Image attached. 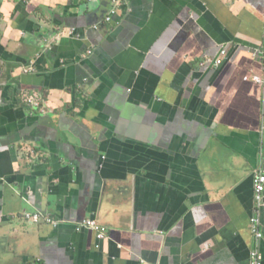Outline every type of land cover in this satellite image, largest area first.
<instances>
[{
	"label": "crops",
	"instance_id": "obj_1",
	"mask_svg": "<svg viewBox=\"0 0 264 264\" xmlns=\"http://www.w3.org/2000/svg\"><path fill=\"white\" fill-rule=\"evenodd\" d=\"M254 76L264 0H0V264H264Z\"/></svg>",
	"mask_w": 264,
	"mask_h": 264
},
{
	"label": "built area",
	"instance_id": "obj_2",
	"mask_svg": "<svg viewBox=\"0 0 264 264\" xmlns=\"http://www.w3.org/2000/svg\"><path fill=\"white\" fill-rule=\"evenodd\" d=\"M222 62L223 61L220 60V58L218 60L216 59L207 60L204 66L211 65V66L219 67L222 65ZM249 80H250L249 78H245V81L248 82ZM251 81L259 85H264V79L259 76H254L253 78H251ZM254 200H255V212L254 215L251 217L250 223H251L252 234L254 235L256 242H258L259 240L263 239L259 211L261 207L264 205V173H260L254 178ZM27 217L32 218V220L35 221H37L41 217L46 218L49 222L54 221V219L51 217H44L42 213L40 214L36 213L33 216L27 215ZM83 225L87 228L93 229L96 232L97 238L99 240H102L106 237L107 229L105 227L98 225L96 221L87 220ZM250 254H251L250 264H262V256L256 246L254 247V249L251 251Z\"/></svg>",
	"mask_w": 264,
	"mask_h": 264
},
{
	"label": "rangeland",
	"instance_id": "obj_3",
	"mask_svg": "<svg viewBox=\"0 0 264 264\" xmlns=\"http://www.w3.org/2000/svg\"><path fill=\"white\" fill-rule=\"evenodd\" d=\"M36 213H39L40 214V212L39 211H36V212H33V213H31V212H24V214H23V216H22V220L24 221V222H26V223H28V224H36V225H38V224H46V225H49V226H52V227H56V219H54V221H51V222H49L46 218H43V217H41V218H39L37 221H35V220H32V218H28L27 217V215H31V216H33L34 214H36ZM44 217H50V216H44ZM52 218V217H51ZM87 221V220H86ZM85 221V222H86ZM84 222V223H85ZM83 223V224H84Z\"/></svg>",
	"mask_w": 264,
	"mask_h": 264
},
{
	"label": "water",
	"instance_id": "obj_4",
	"mask_svg": "<svg viewBox=\"0 0 264 264\" xmlns=\"http://www.w3.org/2000/svg\"><path fill=\"white\" fill-rule=\"evenodd\" d=\"M51 185V184H50ZM49 190L51 191V188H50V186H49ZM51 193V192H50ZM250 262H251V259H250V261H249V264H250ZM262 264H263V258H262Z\"/></svg>",
	"mask_w": 264,
	"mask_h": 264
}]
</instances>
